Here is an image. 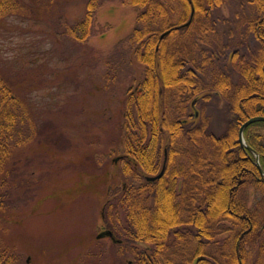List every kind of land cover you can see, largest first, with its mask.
<instances>
[{"label":"rangeland","instance_id":"obj_1","mask_svg":"<svg viewBox=\"0 0 264 264\" xmlns=\"http://www.w3.org/2000/svg\"><path fill=\"white\" fill-rule=\"evenodd\" d=\"M19 1L24 9L0 18V74L27 110L7 176L0 179V264H134L131 246L98 234L109 228L124 238L126 212L107 203L108 189L126 181L121 171L126 101L145 78V64L125 42L137 26L138 11L120 0H104L95 33L80 43L63 33L84 17L89 0ZM255 13L250 0H225L212 14L213 25L200 17L190 26L182 39L184 56L206 49L217 60L205 70L207 80L223 70L239 82V58L229 55L256 57L259 49L246 23ZM203 23L212 30L199 39ZM167 94L164 106L171 119L199 124L208 115L211 131H225L230 110L221 95L212 93L195 105L192 99L181 112ZM247 193L264 219L263 192ZM225 229L215 237L218 256L229 252L226 242L232 244ZM256 245L248 247V264H264V251Z\"/></svg>","mask_w":264,"mask_h":264},{"label":"trees","instance_id":"obj_2","mask_svg":"<svg viewBox=\"0 0 264 264\" xmlns=\"http://www.w3.org/2000/svg\"><path fill=\"white\" fill-rule=\"evenodd\" d=\"M103 1L89 0L84 17L67 24L63 35L87 42L95 33L96 13ZM120 1L138 11L137 26L125 42L145 64L144 80L126 101V162L121 170L126 181L108 189L107 204L126 212L122 246L132 247L134 264H223V260L248 264V247L251 250L260 242L259 249L264 251V219L260 206L248 202L247 192L256 188L264 195V176L255 155L241 145L239 130L250 117L264 115V0H250L256 13L246 21L259 49L256 57L243 59L236 51L229 55L239 58V82L223 70L207 80L205 70L217 61L214 53L201 49L196 57H185L182 39L190 27L176 28L189 19L193 6L192 24L206 17L213 25L212 14L225 0ZM20 8L24 9L19 0H0V18ZM201 27L199 39L212 30L205 23ZM168 29L170 34L161 38ZM191 63L196 67H188ZM168 92L181 112L188 110L192 99H211L218 92L230 110L225 131H211L208 115L199 124H185L181 117L171 119L164 106ZM24 106L0 74V179L7 176V161L27 116ZM245 138L260 154L264 168V121L248 125ZM167 143L164 175L148 181L144 175L160 171ZM261 199L259 204L264 205V196ZM223 229L229 231L232 244L226 242L227 236L224 247L230 250L218 256L215 237Z\"/></svg>","mask_w":264,"mask_h":264},{"label":"water","instance_id":"obj_3","mask_svg":"<svg viewBox=\"0 0 264 264\" xmlns=\"http://www.w3.org/2000/svg\"><path fill=\"white\" fill-rule=\"evenodd\" d=\"M193 13H194V10H193ZM193 17V15H192ZM192 17L191 19L186 22L183 26H186V25H189L191 20H192ZM168 33V32H166ZM165 35V33L163 34V36ZM255 121H264V116H261V115H257V116H253L251 118H249L248 120H246L242 126L240 127V131H239V135H240V141L242 143L243 146L247 147L249 150H251L255 156H256V164L258 165L262 175H264V168L262 167L261 163H260V160H259V154L257 153L256 150H254L250 145H248V143L246 142L245 140V136H244V131H245V128L255 122ZM166 161H167V150H166V154H165V162H164V167L163 169L161 170L160 173H158L157 175H154V176H148L147 179L148 180H156L160 177H162V175L164 174V171H165V166H166ZM105 236H110L114 239V233L112 230H103L101 231L99 234H98V238H102V237H105Z\"/></svg>","mask_w":264,"mask_h":264}]
</instances>
